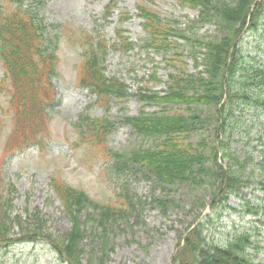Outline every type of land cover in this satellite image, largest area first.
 <instances>
[{
  "label": "rangeland",
  "instance_id": "rangeland-1",
  "mask_svg": "<svg viewBox=\"0 0 264 264\" xmlns=\"http://www.w3.org/2000/svg\"><path fill=\"white\" fill-rule=\"evenodd\" d=\"M10 2L12 7L17 4L16 0ZM140 7L157 14L171 31L167 38L171 48L147 46L149 36ZM23 8L36 12L45 37L57 42L59 63L52 79L57 96L48 111L44 145L31 144L5 154L12 127L8 113L12 94L0 91V189L9 216L6 224L12 239L36 238L32 243L0 246V264H74L57 250L68 242L74 225L54 191V179L84 191L104 207L132 203L121 217L106 225V230L98 225L95 209L77 214L83 251L77 255L76 264H173L183 236L201 222L211 246H223L233 234L249 231L255 241L249 252L264 262V223L259 222L264 221L263 110L236 101L221 119L227 125L221 127L220 139L236 163L229 158L226 161L240 175L235 179L237 188L228 193L222 192L214 179L201 185H173L169 191L143 166L131 163L122 171L115 166L114 153L155 144V140L137 133L126 117L163 110L162 104L148 97L164 94L171 72L196 74L204 69V55L195 39L221 37L219 25L201 22V9L180 0H24ZM98 41L107 45L105 76L125 85V97L112 94L100 101L98 95L79 84L83 53L91 45L96 49ZM239 47L243 64L264 59V16L258 31L245 34ZM3 72L1 66L0 80ZM193 90L189 94H194ZM196 106L168 104L170 111L182 112ZM198 110L203 123L190 141L204 140L210 146L217 123H221L217 121L220 113L207 104ZM88 117L105 119L109 124L101 150L98 146L72 148L78 143L81 123ZM166 197V206L155 201ZM245 202L250 203L249 208ZM207 216L209 222L204 221Z\"/></svg>",
  "mask_w": 264,
  "mask_h": 264
},
{
  "label": "trees",
  "instance_id": "trees-1",
  "mask_svg": "<svg viewBox=\"0 0 264 264\" xmlns=\"http://www.w3.org/2000/svg\"><path fill=\"white\" fill-rule=\"evenodd\" d=\"M180 1L192 8H200L201 22L217 23L222 36L195 39L200 54L204 55V69L196 74L171 72L164 94L155 93L148 97L162 104L163 110L153 113L142 111L137 116L126 117V121L137 133L145 139L155 140V144L132 149L128 153H114L115 166L119 171L128 168L131 163L143 166L157 184L169 191L173 185H201L207 179H214L216 183L219 182L221 191L226 190L228 193L237 188L234 185L235 179L240 175L235 174L226 161L229 158L230 162L236 163L220 139L221 127L227 125L221 119L227 115L228 106L236 101L248 107L253 105L264 113V59H259L257 63L243 64L240 56L242 48L239 47L245 34L258 31L260 19L264 16V0ZM16 2V6L12 7L10 0H0V67L5 70L0 80V91L7 90L12 94L8 109L12 127L6 139L5 154L16 149L23 150L31 144L40 147L44 145L42 140L46 137L49 125L48 111L57 96L52 83L59 63L57 42L45 37L42 21L36 12L23 8L24 0ZM139 9L140 16L145 20L143 27L149 36L147 46L158 50L171 48L172 43L167 39L171 31L159 20L157 14L142 7ZM178 37L185 38L183 35ZM97 45L96 49L91 45V49L83 53L79 84L98 95L100 101L112 94L125 97L122 92L125 85L105 76L103 65L107 45L104 41H98ZM192 88L194 94H189ZM173 103L197 106L193 109L187 107V112L170 111L168 104ZM206 104L215 106L221 117L217 119L221 123H217L215 139L210 146L204 140L197 143L190 141L191 135L203 123V114L198 108ZM81 126L83 128L76 137L78 143L72 148L93 149L98 146L101 150L100 145H104L108 134L109 124L106 120L88 117L87 122L81 123ZM52 186L74 225L68 242L61 250H57L74 264L77 255L83 251L80 247L83 236L78 213L87 208L95 209L98 225L106 230L110 221L121 217L124 209L132 207V203L116 204L115 207L101 206L84 191L55 179ZM155 201L163 206L169 202L167 197ZM245 205L250 207L249 202H245ZM8 217L0 189V246H9L14 242L32 243L36 240L10 238L11 229L6 224L9 223ZM210 220V216L204 219L207 222ZM205 227L201 222L189 228L173 258V264H264L249 252L255 242L249 231L233 234L223 246H211L204 235Z\"/></svg>",
  "mask_w": 264,
  "mask_h": 264
}]
</instances>
